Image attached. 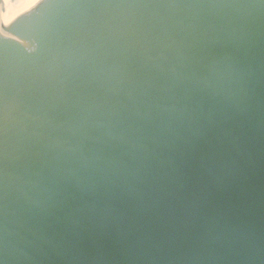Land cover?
<instances>
[{"label":"water","instance_id":"obj_1","mask_svg":"<svg viewBox=\"0 0 264 264\" xmlns=\"http://www.w3.org/2000/svg\"><path fill=\"white\" fill-rule=\"evenodd\" d=\"M0 264H264V0H0Z\"/></svg>","mask_w":264,"mask_h":264},{"label":"bare ground","instance_id":"obj_2","mask_svg":"<svg viewBox=\"0 0 264 264\" xmlns=\"http://www.w3.org/2000/svg\"><path fill=\"white\" fill-rule=\"evenodd\" d=\"M18 3H20L23 7H25L30 13H31V22L35 18H37L41 12H42V6L44 3L48 2L49 0H16ZM13 9H8L5 13V25L10 26V22L13 20ZM12 31V27L10 28ZM12 35H15V33L12 32Z\"/></svg>","mask_w":264,"mask_h":264}]
</instances>
